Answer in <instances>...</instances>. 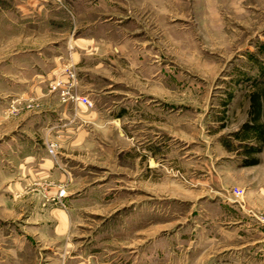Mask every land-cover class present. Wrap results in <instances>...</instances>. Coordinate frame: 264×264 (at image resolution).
Here are the masks:
<instances>
[{"label": "rangeland", "instance_id": "1", "mask_svg": "<svg viewBox=\"0 0 264 264\" xmlns=\"http://www.w3.org/2000/svg\"><path fill=\"white\" fill-rule=\"evenodd\" d=\"M88 1L116 9V17L106 18L107 42L93 44L95 56L84 59L101 64L95 71L99 88L108 85L110 92L103 98L124 104L127 137L131 110H150L170 130L171 152L155 156L153 180L147 181L145 158L137 161L130 153V140H110L128 150L84 170L70 203L58 197L62 189L49 197L44 185L9 191V181L0 180V201L8 197L17 209L16 217L0 219V230L8 226L14 238L3 244L0 237V264H259L220 251L210 241L209 221L232 176L222 169L213 173L225 158L212 159L228 155L230 136L247 117L248 96L264 90V0ZM199 161L203 176L196 185ZM58 209L68 212L64 244L56 246L44 232L49 244L43 249L18 250L27 214L47 218Z\"/></svg>", "mask_w": 264, "mask_h": 264}, {"label": "crops", "instance_id": "2", "mask_svg": "<svg viewBox=\"0 0 264 264\" xmlns=\"http://www.w3.org/2000/svg\"><path fill=\"white\" fill-rule=\"evenodd\" d=\"M108 14L116 17L115 6L100 1L0 0V180L9 181L5 185L9 191L29 184L44 185L49 197H56L62 189L63 201L72 202L77 193L73 188L84 170L101 168L96 164H107L108 156L128 150L113 145L112 139H129L130 153L137 161L145 158L147 181L153 180L155 156L170 154V130L166 128V132L164 123L160 126L148 109L131 110L130 137L125 136L127 109L119 101L103 98L110 92L106 91L108 85L99 88L95 71L101 70L100 62L89 66L84 61L95 56L93 44L107 42ZM70 68L79 77L74 91L87 97L92 107L62 100L60 93L68 83L63 72ZM52 84H59L55 91L50 89ZM247 119L248 112L239 128ZM261 123L264 125V117ZM239 128L230 136L228 155L212 159L215 163L225 158L213 173L222 169L232 176L230 189L212 204L216 212L210 214L209 236L220 251L230 252L238 260L241 256L243 263L254 260L264 264V143L260 152L251 153L249 148L260 142L233 136ZM50 141L58 144L55 159L47 153ZM250 159L257 162L247 165ZM202 165V161L195 163L196 185L203 176ZM235 188L243 190L241 197L233 194ZM42 190L35 189L38 193ZM38 193L32 195L34 203ZM6 200L0 201L3 221L16 217V204H10L16 201ZM57 211L47 218L27 214L29 221L17 234L22 243L17 249H43L49 244L44 243V232L56 246L64 244L68 212ZM11 236L8 226L0 230L3 244H10ZM153 245L147 244L146 252Z\"/></svg>", "mask_w": 264, "mask_h": 264}, {"label": "trees", "instance_id": "3", "mask_svg": "<svg viewBox=\"0 0 264 264\" xmlns=\"http://www.w3.org/2000/svg\"><path fill=\"white\" fill-rule=\"evenodd\" d=\"M260 75L264 77V67L260 68ZM231 97V96H229ZM230 100V99H228ZM249 110L248 119L240 126L239 130L233 134L235 137L254 138L260 142L259 146L250 147L251 153L261 151L264 143V125L261 123L264 117V90H254L248 96ZM257 162V159H250L246 162L251 165Z\"/></svg>", "mask_w": 264, "mask_h": 264}, {"label": "built area", "instance_id": "4", "mask_svg": "<svg viewBox=\"0 0 264 264\" xmlns=\"http://www.w3.org/2000/svg\"><path fill=\"white\" fill-rule=\"evenodd\" d=\"M63 76H65L68 80V83L66 84L67 87L66 89L62 90L60 93V96L62 98V100H71L74 103H79L85 106H89L90 105V101L87 97L82 96L78 93H76L74 91L75 89V85H76V74L73 70L71 69H66L63 72ZM59 84H52L50 89L52 91H55L58 88ZM56 143L55 142H49L46 144V149H47V153L51 156V157H55L56 152H55V148H56ZM233 194L236 197H241L243 195V190L242 189H233ZM64 195V191H61L58 194V197H61Z\"/></svg>", "mask_w": 264, "mask_h": 264}]
</instances>
